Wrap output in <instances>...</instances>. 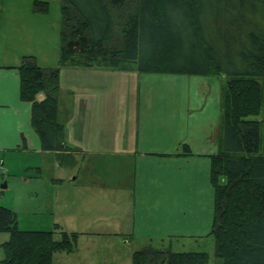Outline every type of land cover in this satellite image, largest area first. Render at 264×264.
<instances>
[{"label":"trees","instance_id":"16d2710c","mask_svg":"<svg viewBox=\"0 0 264 264\" xmlns=\"http://www.w3.org/2000/svg\"><path fill=\"white\" fill-rule=\"evenodd\" d=\"M48 9L37 2L33 11ZM61 10L58 67L43 68L34 56H24L18 67L21 99L31 103L43 149L55 152L61 165L75 162L58 122L62 67L121 69L126 62L122 71L226 75L220 150L211 156L215 256L220 264H264V0H61ZM41 93L45 98L38 101ZM57 231L61 240L54 238ZM0 233L9 234L2 264H53L55 253L74 252L79 238L59 225L55 231L21 230L17 213L3 205ZM209 261L204 251L151 246L132 255V264Z\"/></svg>","mask_w":264,"mask_h":264},{"label":"crops","instance_id":"0c3cea01","mask_svg":"<svg viewBox=\"0 0 264 264\" xmlns=\"http://www.w3.org/2000/svg\"><path fill=\"white\" fill-rule=\"evenodd\" d=\"M22 1L24 3L19 4L28 5L24 6L25 15L46 16L47 13L43 15L32 10L34 1L46 2V0ZM11 5L14 7L13 0H2L0 3V161L6 170L8 167L4 158L8 153L28 151H34L36 154L55 153L43 149L41 139L32 127L31 103L21 99V79L18 71L24 56H34L38 65L43 67L38 62L39 58L47 56L51 48L48 50L45 44L35 46L36 50H30L28 45L20 48L15 37L23 34V39L28 43L31 41V36L28 30L24 31V26L20 22L11 19L13 14L8 16L5 8L10 7L11 10L13 8ZM33 39L35 43H31L38 44L39 40ZM100 67L105 66H80V71L86 72ZM135 71L137 70L132 69L123 72ZM138 74L139 77L142 76V73L138 72ZM147 74L160 76L166 73ZM178 79L175 77V82ZM164 81L165 79L161 84ZM220 90L221 84L218 91ZM187 91L188 88L184 93L187 97L181 100L179 97L177 100L169 97L167 103L159 104L160 108L155 106L144 108L149 104L136 100V105H140V112L130 130L125 126L119 131L116 125L113 124L111 128L108 122L103 123L110 127L111 132H105L108 138L104 133L101 136L96 128L93 131L94 135L96 131V135L93 137L84 136L80 132V144L74 140H70V143L68 141L70 138L68 122L63 120V109L59 99L58 122L65 126L66 145L72 149V152L80 145L81 181L97 183L99 195L105 194L107 187L116 188L109 195L110 201H114V205L118 204L116 205L118 210L116 209L111 217L114 219L115 228L103 233L108 234L109 239L121 238L122 249L129 240L141 239L142 243H152L157 239L163 242L170 239V247H172L173 239L177 241L182 239L185 240V244H192L191 242H201L211 236L215 217L211 156L220 150L222 115L220 99L215 100L210 107L202 109L196 101L197 97L189 95ZM44 98V93L37 96L38 101ZM90 102L99 111L96 116L98 120L99 117L102 118L101 111H105L103 105L109 107L110 111L111 103L108 99L90 97L82 104L88 105ZM113 104L117 105L116 102ZM106 116L104 115V118ZM83 123L80 113V131ZM185 146L189 147L190 152L184 150ZM57 162L59 164V161ZM35 169L40 172V168ZM107 180L114 185L109 183L107 186ZM29 181L28 178H24L25 183ZM125 190H127L125 195H118L117 191ZM8 208L17 213L18 227L24 230L21 227L18 210L10 206ZM30 230L44 231L32 228ZM7 234L0 233V264L5 258L1 250H3L2 245L9 240ZM115 246L117 248L116 244ZM148 246L165 249L155 247L153 244H146L143 248ZM170 247L166 249L171 250ZM135 251L137 250L129 251L128 264H132V255ZM54 263L56 262L53 259Z\"/></svg>","mask_w":264,"mask_h":264},{"label":"rangeland","instance_id":"374dc122","mask_svg":"<svg viewBox=\"0 0 264 264\" xmlns=\"http://www.w3.org/2000/svg\"><path fill=\"white\" fill-rule=\"evenodd\" d=\"M1 2L2 0H0ZM21 2L24 3L22 0L20 2L13 0L14 7L11 5L13 7L11 10H9L10 7L5 10L8 11V16L13 14L14 18L11 17L13 21L20 22L24 26V31L30 32L31 41L27 43L23 39V34L15 37V41L19 42L20 48L28 45L30 50H36L35 46L45 44L48 50L51 48V51L47 52V56H40L38 62L44 68L58 67L62 20L60 0H46L50 5L46 16L36 15V18L33 15H25L24 6L27 4L23 6L19 4ZM37 2L34 1L32 10ZM38 14H42V12ZM43 17L45 18L43 19ZM121 21L122 19H119L117 24L123 23ZM15 28L17 27L15 26ZM33 38L39 40L38 44H32L35 43ZM110 44L112 43L110 42ZM127 65L128 63L123 62L121 66L124 67L120 70H124ZM93 69L84 72L80 71V66L61 68L58 99L62 104L63 120L68 122L69 143L70 140H74L80 144V132L87 137L95 136L96 131L95 135L93 131L96 128L100 131L101 136L104 133L108 138V134L105 132H111L110 127L112 128L113 124L119 131H122V127L125 126H128L127 129L130 130L140 112V105H136V100H142L149 104L144 108H153L154 106L160 108L159 104L167 103L169 97L176 100L178 97L179 100L187 97L184 93L188 88L187 92L189 95L197 97L196 101L202 109L208 108L214 104L215 100L221 99L222 90L218 91L220 84L223 88L227 82L226 75L223 74L221 76H193L167 73L151 76L153 74L142 73V76L139 77L137 71L123 72L112 67ZM175 77L179 78L177 82L174 80ZM163 79L165 81L161 84ZM88 96L108 99L111 103L110 111L109 107L103 105L105 111H101L102 118L96 119L99 111L96 110L93 103L82 104L86 98H90ZM114 102L117 103L116 106H114ZM80 104H82L81 107ZM96 104L95 102L94 105ZM219 104H217V108H219ZM80 113L82 121H84L81 124V131ZM104 115H107L106 118ZM107 122L109 125L111 124L110 127L103 124H107ZM104 146L106 145L104 144ZM74 151L75 162L69 165L58 164L55 153L36 154L34 151L8 153L4 158L8 169L6 170V167L3 166L0 168V205L5 204L3 206H10L18 210L22 229L25 231L30 228L55 231L56 226L59 225L64 232L78 233L79 238L74 252L55 253L53 259L56 263L54 264H128L129 251L140 250L146 244H153L158 248H169L170 239H166L164 242L160 239H153L152 243H142L138 238L140 240H129L126 247L122 249L121 238L109 239V235L103 233L115 228L114 219L111 217L116 212L118 204L114 205L115 202L110 201L109 195L116 188L107 187L105 194L100 193L99 195L97 183L90 182V184L81 181L80 145L76 146ZM35 168H40V172H37ZM24 178H28L29 183H25ZM109 181L107 180V186L109 183L112 184ZM3 184H6V187H2ZM117 192L120 196L125 195L127 190ZM54 238L61 240L62 236L57 231ZM172 241L171 251H205L210 255L209 264L221 263V259L215 256L213 235L201 242H191L192 244H185V240L182 239L180 241L173 239ZM1 252L5 255L4 250Z\"/></svg>","mask_w":264,"mask_h":264},{"label":"water","instance_id":"95a60500","mask_svg":"<svg viewBox=\"0 0 264 264\" xmlns=\"http://www.w3.org/2000/svg\"><path fill=\"white\" fill-rule=\"evenodd\" d=\"M3 186L6 187V184H4Z\"/></svg>","mask_w":264,"mask_h":264}]
</instances>
